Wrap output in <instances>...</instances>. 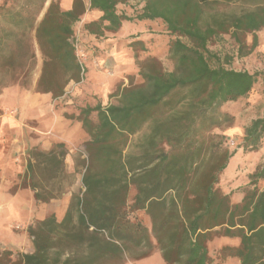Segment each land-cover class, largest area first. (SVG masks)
<instances>
[{"label": "trees", "instance_id": "1", "mask_svg": "<svg viewBox=\"0 0 264 264\" xmlns=\"http://www.w3.org/2000/svg\"><path fill=\"white\" fill-rule=\"evenodd\" d=\"M117 1L90 0V7L103 10L102 20L118 27L120 19L129 18L114 13ZM217 1L146 0L137 19L159 20L173 37L167 43L173 69L162 68L159 46L142 60L136 53L140 82L127 76L129 85L117 89L118 104L85 107L72 117L89 134L85 157L78 161L84 190L71 195L61 220L50 213L26 227L32 251L4 249L0 264H125L127 254L150 255L149 231L164 264H213L208 243L215 238L238 240L220 247V262L234 257L237 264H264V158L249 174L241 200L233 202L220 181L234 151L214 142L222 136L212 132L230 120L222 104L247 96L258 80L264 85V70L213 67L208 58H218L207 49L213 36L232 29L243 54L238 35L264 28V3L249 0L253 9L203 23L204 6ZM44 2L0 0V24L7 25H0V92L12 84L30 88L36 51L41 66L35 92L58 98L69 81L82 78L70 41L72 25L84 12L82 1L73 0L71 10L61 11L59 0H51L36 21ZM256 41L254 35L251 47ZM128 46L149 49L142 40ZM146 123L149 133L137 143V152L124 154L129 137ZM263 136L264 118H255L244 127L238 147L254 152ZM30 155L34 162L28 161L20 187L29 186L36 201L46 202L53 196L38 189V149ZM130 187L135 193L127 205ZM136 210H144L149 227L135 215L128 217ZM142 241L147 250L133 253Z\"/></svg>", "mask_w": 264, "mask_h": 264}, {"label": "crops", "instance_id": "2", "mask_svg": "<svg viewBox=\"0 0 264 264\" xmlns=\"http://www.w3.org/2000/svg\"><path fill=\"white\" fill-rule=\"evenodd\" d=\"M50 1L45 0L36 21L40 20ZM81 1L84 6V12L78 19L81 23L80 21L74 22L72 29L77 24L81 26L80 38L87 54L85 81L76 86H72L74 81H69L64 88V94L58 98H52L50 93L34 92L35 81L41 66V58L38 52V71L32 87L21 89L16 85H11L5 87L0 93V110L7 107L17 108V113L14 116L0 114V141H4L0 144V174L4 178L8 176V172L12 170L14 165L13 155L22 151V153L27 154V159L20 178L25 177L28 161L34 162L30 155L26 134L29 130L36 131L38 133V189L45 190L53 196L46 202L38 201V204H53L62 201L66 207L56 216L58 221L62 219L71 195L84 190L82 184L77 193L74 190L73 173L76 168H82L80 172L82 175L84 168L78 163L81 159L80 154L73 153L68 144L84 146L83 144L89 140V134L82 127L81 122L72 119V117H76L80 110L85 107L96 105L106 107L110 104H118L117 89L120 90L121 88H112L114 83L127 76L137 75L138 71L135 65L136 52L128 44L135 40H142L146 44L145 35L142 34L143 29L151 27L155 23L160 25L159 20L137 19V15L142 12L146 0L117 1L114 6V13L117 16L129 18V20L120 19L118 27L111 25L108 20H102L104 11L90 7V0ZM101 2L105 5L109 3V0H101ZM59 5L61 11H69L72 8L73 0H59ZM28 121L30 122L27 124ZM147 124L133 135L140 133ZM148 133L149 129L144 136ZM59 143H62L63 147H57L56 145ZM128 146L129 141L123 150L124 154L137 152L136 147L128 150ZM59 151H65V155L62 156ZM0 188L6 187L2 183ZM134 193V188L130 187L127 205L131 204ZM1 194L0 202L9 204L10 199L5 197L3 193ZM139 213H142L149 222V217L144 210L128 213V217ZM43 218L44 216L38 217V219ZM149 240L150 255L134 260H143L156 253L161 257L158 247L156 246L157 249L154 248L156 241L150 231ZM152 246L154 249L151 251ZM147 248L148 243L142 241L133 249V253L146 251ZM161 260V264H164L162 257Z\"/></svg>", "mask_w": 264, "mask_h": 264}, {"label": "rangeland", "instance_id": "3", "mask_svg": "<svg viewBox=\"0 0 264 264\" xmlns=\"http://www.w3.org/2000/svg\"><path fill=\"white\" fill-rule=\"evenodd\" d=\"M258 3H264V0H259ZM256 5L249 0H219L217 2L210 3L204 6L203 23L211 22L214 18H229L232 15H239L243 12L253 9ZM152 25L143 29L142 34L145 35L146 45L148 51H142L139 47L133 48L137 53L140 60L146 57L149 53H153V49L157 50V56L159 57L162 68L165 71H171L173 69V61L169 53L167 43L173 38L170 36L165 26ZM2 27L7 25L1 23ZM229 29L228 32L219 33L213 36L207 43V49L210 55L218 58V61L214 58H208L211 66H217L221 64L226 68H234L237 70H246L250 73L260 72L264 70V28L255 32L254 34L238 35L240 42L243 44L242 52H238L239 41L232 37ZM256 36V45L253 44V36ZM182 41L186 40L180 38ZM155 54V52H154ZM136 56V54H135ZM36 68L32 76L33 81L38 71V51H36ZM136 68L138 65L135 61ZM87 69L83 75V79L80 82L73 83L72 86L82 84L85 81ZM138 72V71H137ZM0 73V78H1ZM38 77V75H37ZM133 83H139V75H132ZM37 80V78H36ZM36 82V81H35ZM129 85V77L117 80L112 88H122L121 85ZM16 85L21 88L18 84ZM11 86V85H9ZM8 87V86H7ZM28 88V89H30ZM23 89V88H21ZM3 90V89H2ZM186 90H184L185 92ZM35 92V91H34ZM116 92V91H114ZM1 93V92H0ZM221 112L230 117L229 122L226 121L221 127L213 129V133H218L222 137L220 139H214V142L221 141L229 151H234V154L229 160L226 171L221 175L220 186L224 192L229 193L233 202L241 200L244 190L249 188V174L254 172L256 168L261 164L264 158V136L261 147L254 152H245L238 147L240 138L244 133V127L250 124V122L259 117L264 118V85L261 80L254 85L252 91L244 97H240L235 101H228L220 107ZM17 108H5L0 110V114L3 115H15ZM93 118L95 116L93 115ZM30 121L27 122V124ZM150 125L147 124L145 128L138 133L130 137L128 150L136 147V143L149 129ZM29 130V128H28ZM26 140H28V147L31 149H38V133L36 131H30L26 134ZM4 141H0L2 144ZM5 144V143H4ZM73 153L80 154L81 158H84L83 146L81 144H68ZM3 146V145H2ZM27 154L22 151L13 155L12 161L14 165L12 170L8 172V176L5 178L0 174V184H4L6 188H0L5 197L10 199L9 204L0 202V251L9 249L14 252H30L32 251L31 238L26 232V227L38 220V217L46 216L53 213L56 216L65 209V204L62 201L57 203L38 204L33 197L32 189L27 187H20L22 178L20 176L23 172V166L26 162ZM82 168H76L72 178L75 187L74 190L77 193L81 187L80 172ZM64 179V178H63ZM2 182V183H1ZM70 182V178H69ZM16 186V190L12 192V188ZM19 186V187H18ZM264 187V182L261 183L260 189ZM251 188V186H250ZM0 193V196L2 195ZM17 194V195H16ZM16 195V196H14ZM13 197V198H11ZM135 218L144 225L149 224L148 220L144 218L142 213L135 215ZM237 239L234 238H215L208 243L209 254L213 258V264H237V259L234 257H227L224 261L220 262L218 259V251L221 246L229 244H237ZM157 249L156 245L154 246ZM151 247V251L154 249ZM151 253V252H150ZM125 264H161L162 260L158 253L145 258L143 260H134L130 255H125Z\"/></svg>", "mask_w": 264, "mask_h": 264}, {"label": "built area", "instance_id": "4", "mask_svg": "<svg viewBox=\"0 0 264 264\" xmlns=\"http://www.w3.org/2000/svg\"><path fill=\"white\" fill-rule=\"evenodd\" d=\"M78 21H80V20H78ZM80 23H81V21H80ZM80 34H81V26H78V24H77V26L73 29V34L70 38V41L74 47L75 56H76V59H77L79 66H80V72H81V76H82L81 80H82L83 75L85 74V71H86V66H87L86 65L87 64V54L83 48L82 41L80 38ZM84 157H85V154H84Z\"/></svg>", "mask_w": 264, "mask_h": 264}]
</instances>
